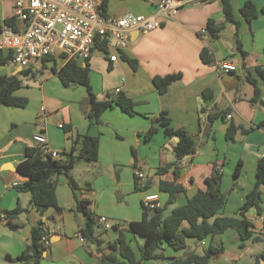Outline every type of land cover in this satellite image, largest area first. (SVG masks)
<instances>
[{"label":"crops","instance_id":"0c3cea01","mask_svg":"<svg viewBox=\"0 0 264 264\" xmlns=\"http://www.w3.org/2000/svg\"><path fill=\"white\" fill-rule=\"evenodd\" d=\"M181 1L183 6L178 15L162 18L161 28L148 34L131 32L130 45L123 53L137 59V70L122 54L117 62H111L110 49L107 53L97 50L102 55L95 50L89 59L91 86L97 99L104 101L124 94L136 104L133 116L114 107L103 113L99 122L90 121L86 117L89 111L86 88L64 87L53 70L67 63L63 58H49L27 69L12 59L0 63V76L22 80L23 85L15 94L28 100L25 108L0 107V207L2 211L18 207L26 210L14 221L20 225L18 230L9 229L6 221L0 220V264H16L8 261L7 256H19L30 241L32 229L40 223L48 229L49 240L40 264H98L111 253L107 242L117 240L121 234L128 238L136 258L140 259L144 239L130 233L129 225L142 220L144 196L156 194L160 208L166 206L169 194L160 190V183L166 181L184 188L173 203H186L188 197L206 189L205 180L213 174L214 166L222 172L221 189L226 196L219 216L242 218L246 196L256 183L258 161L264 156V82L257 72L258 68L264 69V0H231L239 25L227 24L218 39L211 38L207 24L212 19L218 24L224 21L221 1ZM248 1L259 10L250 24L241 13ZM127 13L155 15L156 2L107 0V15L120 17ZM8 20H14L13 26L21 25L13 0H0V41L2 27ZM204 29L206 34H202ZM238 38L245 55L237 50ZM203 48L209 49L211 64L202 62ZM9 56L8 51H3L4 58ZM78 62L85 65V61ZM218 62L232 63L237 69L219 72ZM174 73H181L182 77L165 94H160L154 78ZM249 79L255 80L261 90L257 101H254L255 86ZM30 87L37 94L29 92ZM206 91L211 93L210 98L204 96ZM42 107L46 113L43 126L38 121ZM225 110H229L231 119L218 117L210 124L211 114ZM163 112L173 128L186 130L196 143L195 153L179 162L174 152L178 139L166 136L157 123ZM60 123L62 129L58 127ZM232 124L238 127V133L235 140H228L226 133ZM151 127L158 131L146 140L145 134ZM39 132L48 137L61 160L73 148L80 147L81 136L99 139L98 160H82L71 172L78 186L75 191L66 175L57 176L56 197L61 213L52 208L44 213L38 211L29 193L16 190V186L27 182L17 166L26 159L27 149L36 148L33 136ZM239 164L240 175L235 179L233 174ZM165 167L168 170L161 172ZM139 171L146 177L145 189L138 186ZM77 200H87L95 219L104 217L111 226L106 230L100 225L104 232L101 240L106 242L100 251L80 239L85 217L77 212ZM246 216L254 225V233L247 241L242 242L238 233L229 229L203 242L187 239L186 249L180 251L164 244L157 251L164 258L147 260L145 264H171L187 253L202 256L210 246L219 251L211 255L209 264H255L257 257L264 256V188L262 214L251 209Z\"/></svg>","mask_w":264,"mask_h":264},{"label":"trees","instance_id":"16d2710c","mask_svg":"<svg viewBox=\"0 0 264 264\" xmlns=\"http://www.w3.org/2000/svg\"><path fill=\"white\" fill-rule=\"evenodd\" d=\"M222 4L224 21L217 23L215 20H209L207 30L212 39H218L221 32L227 24L239 23L236 21L232 1L220 0ZM107 0L104 1L102 11L106 14ZM264 11V7L262 8ZM241 13L245 20L250 24L259 15L257 6L248 1L241 9ZM14 20L6 21L7 25H13ZM94 50L108 52L109 47L105 44L97 43ZM237 50L245 55L242 51V44L239 38L237 39ZM124 52V51H123ZM122 54V58L134 69H138V61L135 58ZM204 64H211L210 51L208 48H203L200 54ZM12 59L10 55L7 58L3 57V51L0 50V63H7ZM57 73L58 79L64 87L83 86L88 93L89 111L86 117L90 121L99 122L103 113L114 107H119L126 114L133 116L135 112V102L124 94H120L117 98L99 101L93 91L90 80L89 59L85 61V65L80 64L76 60H68L67 63L60 69H53ZM259 77L264 82V69H257ZM24 74L28 72L23 71ZM182 77L181 73L169 74L154 78V84L160 94H165L171 84ZM255 86L254 101L261 97V90L257 86L256 81L249 79ZM22 80L15 76H0V107H19L25 108L28 105L26 98L16 96V92L21 89ZM206 98H210L211 93L204 92ZM229 110L221 113L211 114L209 122L212 124L218 117H226ZM157 123L163 128L166 136L178 139V143L174 149L176 159L179 161L185 157L195 153L196 143L193 136L184 129H175L171 126V120L167 117V113L163 112L157 119ZM158 131V128L151 127L145 134L146 140H150ZM238 133V127L231 125L226 133L228 140H235ZM80 147L66 154L64 160L53 159L44 156L38 147L30 148L26 151V159L18 164V172L27 178V182L16 186L19 193H29L31 195L32 205L38 211L44 213L49 209H55L57 213H61L62 209L58 206L56 197L57 176L64 174L68 178V183L75 191L78 186L73 179L71 172L80 161L95 162L98 160L99 139L89 135H84L78 138ZM77 151V154H75ZM169 167L161 169V172H166ZM241 164L236 168L233 177L236 179L240 175ZM175 177L179 176L177 168L174 171ZM206 189L199 190L193 196L188 197L186 203L182 206L174 208L169 215H165L167 206L172 204L177 195L184 193V188L181 185H175L171 182L162 181L160 190L169 194V200L166 206L157 208L153 212L148 211L142 204L143 215L142 220L132 222L129 225V232L144 239L143 246L140 247L141 257L136 258L134 250L127 242L123 234L115 241L107 242L111 249L108 256L102 257L98 264H145L147 260L162 259V254L157 251L164 244H168L176 251L186 249L187 239H196L198 242H203L207 238H214L217 235L224 233L229 229L235 230L242 242L249 240L254 233V225L248 220L246 214L255 209L258 215L262 214V189L264 188V156L259 159L256 172V183L253 190L246 196L245 203L241 209L242 218L221 217L220 211L225 207L226 196L222 192V172L214 166L213 174L205 180ZM1 201V200H0ZM89 202L87 200H77V212L82 213L85 217L83 226L80 229V234L85 241L90 245H95L100 251L101 246L106 242L101 240V226L97 224L95 216L88 209ZM26 210L18 207L12 211L0 212V220L6 221V226L11 230H18L20 225L14 221ZM187 224V227H184ZM48 229L43 223L34 227L31 231V238L23 252L17 256H7L8 261L17 264H40L43 260V252L49 247L44 246L43 238L47 237ZM48 238V237H47ZM219 250L210 246L204 255L200 256L195 253H187L185 257L175 259L171 264H209L212 254ZM261 259L264 256L257 257L255 264H261Z\"/></svg>","mask_w":264,"mask_h":264},{"label":"built area","instance_id":"2783aa9c","mask_svg":"<svg viewBox=\"0 0 264 264\" xmlns=\"http://www.w3.org/2000/svg\"><path fill=\"white\" fill-rule=\"evenodd\" d=\"M105 0H13L15 15L20 26L3 25L0 50L8 51L12 61L22 69L33 63H42L46 59L63 58L64 60L86 61L91 58L97 43L105 44L110 49L111 62H117L121 53L131 42L130 34L138 30L144 34L153 32L162 26V18L171 19L178 15L183 3L181 0H154L157 14L135 15L127 13L120 17L104 14ZM204 29L202 34H206ZM219 72H234L232 63L218 62ZM120 89L116 92L120 93ZM45 108L40 109L39 124L43 126ZM228 119L232 115L226 116ZM60 129L63 124L58 125ZM33 142L44 156L58 159L60 154L53 149L48 137L39 132L33 136ZM138 186L146 187L143 172L137 173ZM143 206L150 212L160 208V198L156 194L144 196ZM5 221V220H4ZM97 224L110 229L106 218L96 220ZM80 239H85L80 234ZM44 246H49L47 237Z\"/></svg>","mask_w":264,"mask_h":264},{"label":"rangeland","instance_id":"374dc122","mask_svg":"<svg viewBox=\"0 0 264 264\" xmlns=\"http://www.w3.org/2000/svg\"><path fill=\"white\" fill-rule=\"evenodd\" d=\"M97 54H101L102 55V53L100 52V51H95ZM29 90V92H31L32 94H37V91H35L36 89L35 88H31L30 87V89H28ZM185 203V201H181V202H179V201H177L176 203H173V204H170V205H168V208H167V210H166V212H165V214L166 215H169L170 213H171V211L174 209V208H176V207H179L180 205H183ZM127 242H128V238H127ZM202 247V246H201ZM17 264V263H16Z\"/></svg>","mask_w":264,"mask_h":264},{"label":"water","instance_id":"95a60500","mask_svg":"<svg viewBox=\"0 0 264 264\" xmlns=\"http://www.w3.org/2000/svg\"><path fill=\"white\" fill-rule=\"evenodd\" d=\"M0 216H3V213L2 212H0Z\"/></svg>","mask_w":264,"mask_h":264}]
</instances>
